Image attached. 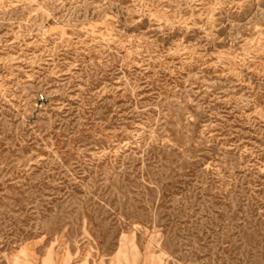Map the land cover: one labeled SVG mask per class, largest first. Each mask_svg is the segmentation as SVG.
<instances>
[{
    "label": "rangeland",
    "instance_id": "obj_1",
    "mask_svg": "<svg viewBox=\"0 0 264 264\" xmlns=\"http://www.w3.org/2000/svg\"><path fill=\"white\" fill-rule=\"evenodd\" d=\"M0 264H264V0H0Z\"/></svg>",
    "mask_w": 264,
    "mask_h": 264
}]
</instances>
